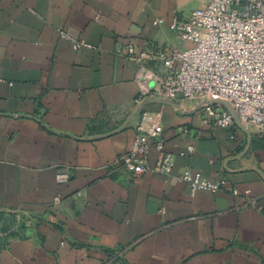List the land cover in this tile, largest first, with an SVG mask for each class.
I'll list each match as a JSON object with an SVG mask.
<instances>
[{
  "label": "crops",
  "instance_id": "0c3cea01",
  "mask_svg": "<svg viewBox=\"0 0 264 264\" xmlns=\"http://www.w3.org/2000/svg\"><path fill=\"white\" fill-rule=\"evenodd\" d=\"M203 4L0 0V264H264V130L247 127V149L235 124L149 99L143 110L162 113L171 174L114 164L141 107L128 45L188 46L170 25ZM159 158L151 147L149 166ZM185 167L224 189L191 192L178 179Z\"/></svg>",
  "mask_w": 264,
  "mask_h": 264
},
{
  "label": "built area",
  "instance_id": "2783aa9c",
  "mask_svg": "<svg viewBox=\"0 0 264 264\" xmlns=\"http://www.w3.org/2000/svg\"><path fill=\"white\" fill-rule=\"evenodd\" d=\"M170 30L188 46L156 47L137 53L134 44L128 45V58L140 65L137 80L142 86L136 102L141 107L133 119L135 137L131 148L116 157L114 164L132 176L146 172L170 175L173 167L174 155L164 151L161 111L143 110L149 99L179 105L222 99L245 127L264 130V0H204L189 18L174 17ZM60 36L67 38L62 31ZM69 40L75 50L90 48L81 40ZM152 62L162 66L161 75L142 66ZM146 82H152L151 87H146ZM201 112L204 124L223 129L234 125L231 115L219 104L208 105ZM151 147L160 153L154 167L148 164ZM178 179L191 192L215 194L225 187L224 180L209 181L188 167ZM57 180L66 181L67 175L58 174ZM231 195L240 193L232 189Z\"/></svg>",
  "mask_w": 264,
  "mask_h": 264
},
{
  "label": "water",
  "instance_id": "95a60500",
  "mask_svg": "<svg viewBox=\"0 0 264 264\" xmlns=\"http://www.w3.org/2000/svg\"><path fill=\"white\" fill-rule=\"evenodd\" d=\"M148 101H150V100H148ZM148 101H146V102H148ZM152 101L153 102H157V103H161V104H164V105L172 106V107L176 108L180 113H195V112L201 111L204 107H206L208 105L219 104L231 115L234 124L237 127H239L247 135V149H248L251 132L248 130L247 127H245L239 121L235 111L233 110V108L231 107V105L227 101L222 100V99H208V100H205V101H202V102L198 103L191 110H188V111H184L180 107V105L178 103L174 102V101L161 100V99H152L151 102Z\"/></svg>",
  "mask_w": 264,
  "mask_h": 264
}]
</instances>
